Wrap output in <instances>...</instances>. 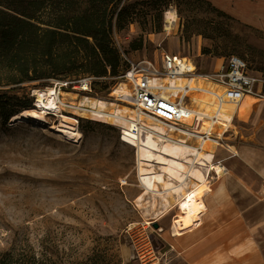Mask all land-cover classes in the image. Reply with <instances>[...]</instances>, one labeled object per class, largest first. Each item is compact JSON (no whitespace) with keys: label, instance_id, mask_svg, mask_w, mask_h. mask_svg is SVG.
Returning a JSON list of instances; mask_svg holds the SVG:
<instances>
[{"label":"rangeland","instance_id":"rangeland-1","mask_svg":"<svg viewBox=\"0 0 264 264\" xmlns=\"http://www.w3.org/2000/svg\"><path fill=\"white\" fill-rule=\"evenodd\" d=\"M103 1L111 8L109 0H46L40 17L44 22H55L73 18L88 7L96 17L103 13ZM170 10L175 21L167 30L165 13ZM119 11L112 41L130 59L154 60L164 50L186 56L198 66L200 48L205 46L224 54L216 57L224 62L230 56L242 59L251 73L264 79L258 71L264 65V35L200 1L120 0L113 22ZM199 32L211 39L202 38ZM132 44L138 48L131 50ZM202 63H206L205 71L211 70L207 61ZM122 66L123 60L118 74ZM118 74L92 76L106 87L104 91L92 88L90 94L69 93L63 99L87 106V99L101 98L115 102L119 108L129 106L117 102L113 94L115 88L124 87L119 84ZM84 76L91 75L72 71L57 78L0 87V93L18 97L27 93L32 99L31 109L44 112L42 120L10 118L6 125H0V253L8 249L18 253L32 250L46 259L44 264H75L93 254L100 263L103 252L114 264H140V260L155 264H264V248L252 243L253 237L248 236L225 189L226 180L233 179L242 166L236 158L228 159L241 143L232 126L235 122L231 121L226 129L223 125L213 127L214 135L222 132V146L212 148L213 163L223 165L227 175L218 178L213 171L202 170L206 190L201 199L206 210L200 227L173 236L178 198L158 183L157 191L162 194L150 192L141 201L137 199L143 190L138 180L136 149L121 142L117 126L95 121L88 113L62 114L74 119L81 134V139L74 142L50 129L60 114H50L36 105L38 90L47 93L55 80ZM186 103L193 107L190 99ZM79 120L96 125L85 126L83 134ZM253 139L255 143H249L264 151V137L258 134ZM194 144L195 140L186 143ZM146 165L160 173L165 162L154 156ZM238 174L247 175L243 169ZM163 179L168 181L166 175ZM188 180L187 189H191ZM255 240L260 244L262 238L256 236Z\"/></svg>","mask_w":264,"mask_h":264},{"label":"trees","instance_id":"trees-1","mask_svg":"<svg viewBox=\"0 0 264 264\" xmlns=\"http://www.w3.org/2000/svg\"><path fill=\"white\" fill-rule=\"evenodd\" d=\"M45 1L0 0V87L57 78L72 71L95 78L105 77L107 74L116 76L121 66V58L112 41V29L114 24L117 26L119 23L121 10L116 14L115 22L113 19L120 0H109L113 3L111 8H108L109 2L103 1V13L96 17L88 7L73 18L55 22L41 20L40 11L45 7ZM180 1H200L211 7L205 0ZM212 10L229 18L214 8ZM210 23L211 21L208 24ZM197 35L211 39L206 33L199 32ZM140 46L141 43H138V47ZM138 47L132 44L130 49L136 50ZM200 53L210 57L225 56L205 46L200 48ZM258 71L264 75V65H260ZM92 87L97 91L106 89L95 80ZM31 108L32 99L28 98L27 93L21 97L0 93V125H6L15 114ZM87 125L96 124L79 120V128L83 134ZM96 258L93 254L75 264H114L104 252L100 256V263ZM45 262L46 259L37 257L32 250L18 253L8 249L0 253V264Z\"/></svg>","mask_w":264,"mask_h":264},{"label":"built area","instance_id":"built-area-1","mask_svg":"<svg viewBox=\"0 0 264 264\" xmlns=\"http://www.w3.org/2000/svg\"><path fill=\"white\" fill-rule=\"evenodd\" d=\"M115 47L123 60L117 78L120 80L119 84L130 93V96H127L123 92H118L115 96L116 101L128 104L133 110L129 138H132V135L145 133L149 127L146 122L149 121L151 125L158 124L164 129L165 133L161 135L164 141L195 140L194 145H196L199 139L195 133L202 125L195 129L199 123L196 116L191 117L190 123L183 122L191 116V110L193 111L192 106L186 103V99H190L189 95L208 92L217 105L223 102L238 104L245 96L264 99L262 91L264 79L251 73L246 62L236 56L228 57L217 69L205 71L206 63H202L205 58L200 60L197 66L184 56L163 50L154 60L145 57L133 60L124 54L118 44ZM177 79L191 81V84L186 82L170 87L167 80ZM92 80L94 81L92 76H84L73 80L53 81L51 89L47 91L52 101L47 102L46 98H43L45 104L41 109L53 115L88 113L85 110L88 109L87 106L65 101L63 95L90 94L93 88ZM202 87L207 90L202 91ZM207 122L212 127L219 126V121L215 117L208 119ZM200 133H203L200 136L204 139H207V135L217 137L214 135V129ZM217 140L219 142L220 139ZM140 264H155V262L140 260Z\"/></svg>","mask_w":264,"mask_h":264},{"label":"bare ground","instance_id":"bare-ground-1","mask_svg":"<svg viewBox=\"0 0 264 264\" xmlns=\"http://www.w3.org/2000/svg\"><path fill=\"white\" fill-rule=\"evenodd\" d=\"M165 20L168 23L166 25L168 30L169 25L175 21L174 12L171 10L167 11ZM167 82H169L170 87H176V84L181 85L187 81L177 79L167 80ZM187 83L191 84V81ZM204 90L207 89L202 87V91ZM118 92H123L130 96L129 91L124 87L115 88L113 94ZM36 94L35 103L38 107H42L45 104L43 98H46L47 102L52 101L51 95L44 91L38 90ZM189 97L193 105V111L191 110V116L183 122L190 123L192 121L191 117L196 116L199 123L195 129L202 125L200 130L195 133L199 139L196 145L189 146L186 145L187 141L182 139L178 142L164 141L161 136L165 133L164 129L158 124L151 125L149 121L146 122L149 127H147L148 130L145 133L132 135V138H129V127L133 118V110L129 106L125 105V107L119 108L115 102L100 98L87 99L88 109H85L91 114L93 120L117 126L121 131V142L136 149L138 180L143 190L137 198L138 200L141 201L142 197L150 192L162 194L157 191L158 183L163 184L166 193L171 196L175 195L178 198L177 215L172 222L173 236H182L200 227L201 217L206 210L201 199L206 190L205 176L202 170L213 171L218 178L222 175H227L226 168L223 165L217 162L213 163L214 154L212 153V148L213 145H215L214 147L222 146L217 140L221 139L222 132L216 133L215 136L217 137L207 135V139L200 136L203 134L200 132H208L214 129L209 122L206 123L208 119L211 120L214 117L219 121V125H223L226 129L231 124L236 109V105L231 102H223L217 105L208 92L191 94ZM43 113V110L42 112L34 109L23 110L15 114L12 120H42ZM50 129L74 142L81 139V134L76 127L74 119L64 115L58 117L57 124H50ZM228 149L230 150L231 147ZM156 152L157 155L154 154ZM154 156H156L158 161L165 162V166L162 167L160 173H155L152 169L146 167V163L150 162ZM163 156L169 158L164 159ZM164 175L167 176L168 181L163 179ZM187 179L192 184L191 189H187ZM171 180L174 182H170ZM164 201H166V198Z\"/></svg>","mask_w":264,"mask_h":264},{"label":"crops","instance_id":"crops-1","mask_svg":"<svg viewBox=\"0 0 264 264\" xmlns=\"http://www.w3.org/2000/svg\"><path fill=\"white\" fill-rule=\"evenodd\" d=\"M205 1L234 22L264 35V0ZM198 40L196 37L195 42L197 43ZM200 57L201 60L205 58L211 70L219 66L216 67V63L223 62L222 59L208 55H200ZM258 89H260L259 86ZM262 91L264 93L263 87ZM235 105L236 109L232 118L235 125L232 126L241 143L235 147V152L231 153L228 159L236 158L242 165L238 170L243 169L247 175L240 177L237 170L233 179L226 180L225 189L248 236L253 237L252 243H255L258 248H264V151L249 143L252 141L255 143L253 138L256 140L258 134L264 137V99L245 96ZM240 129L250 133H242ZM256 236L262 238L260 244H256L259 243L255 240Z\"/></svg>","mask_w":264,"mask_h":264}]
</instances>
